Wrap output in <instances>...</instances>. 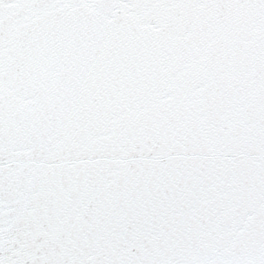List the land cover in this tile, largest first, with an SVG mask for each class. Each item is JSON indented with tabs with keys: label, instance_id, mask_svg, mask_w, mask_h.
<instances>
[{
	"label": "snow or ice",
	"instance_id": "snow-or-ice-1",
	"mask_svg": "<svg viewBox=\"0 0 264 264\" xmlns=\"http://www.w3.org/2000/svg\"><path fill=\"white\" fill-rule=\"evenodd\" d=\"M0 264H264V0H0Z\"/></svg>",
	"mask_w": 264,
	"mask_h": 264
}]
</instances>
